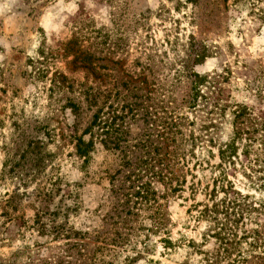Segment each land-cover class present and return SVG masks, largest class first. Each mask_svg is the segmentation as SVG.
<instances>
[{
	"label": "rangeland",
	"instance_id": "374dc122",
	"mask_svg": "<svg viewBox=\"0 0 264 264\" xmlns=\"http://www.w3.org/2000/svg\"><path fill=\"white\" fill-rule=\"evenodd\" d=\"M261 138L264 0H0V264H264Z\"/></svg>",
	"mask_w": 264,
	"mask_h": 264
},
{
	"label": "trees",
	"instance_id": "16d2710c",
	"mask_svg": "<svg viewBox=\"0 0 264 264\" xmlns=\"http://www.w3.org/2000/svg\"><path fill=\"white\" fill-rule=\"evenodd\" d=\"M235 1L236 2H239L240 0H235ZM204 81H206L205 76H197V82H196L197 85L204 83ZM197 95H199L198 94V89H197V92L195 93V97ZM194 98H192V100ZM70 105L74 109H76L75 108L76 107L75 104H70ZM232 113H234V115H235L236 118L240 115L239 114L240 111H238V110L237 111L236 110H233ZM97 119H98V114L95 113L93 115V117H92V120H91L90 124L84 130V133L83 134H89V136H90V138L87 141H85L83 139V137H81V136L79 138H77V142H76V146H75L76 147V152L84 160H86L89 157L90 152L92 151L93 146H94V137H95V134H94L93 128H94V126L97 125ZM241 133L242 132H240L239 129L236 127L233 136H231V138H229V140L227 142H225L223 144V146H221V147L218 148L217 156H218V158L220 160V163H223V164H226V163L231 164L232 163L233 164V158H236L237 157L236 140H240L241 139V136H240ZM188 140H189L190 147H193L196 144V140H198V137H194L193 134H190ZM251 140H252L251 138H248V141L249 142ZM259 144H262L263 148L261 150L264 151V138H261V143H259ZM242 147H244V148L242 149L241 154L243 156L247 157L249 155V153H250L249 152V149H248L249 145H245V146L243 145ZM177 154H179V156L181 157V156H183L185 154V152L183 150H181ZM260 155L263 156V158L262 159L255 158L254 159V163H256L261 168L262 165L264 164V153L263 154H260V153L257 154V157H259ZM224 201L225 200L220 201V203H218V202L213 203L212 204V207H211L212 212H214V213H220L221 212V213H223V215H224V217L226 218L227 221H230L231 220L232 223H237L239 221L240 215L242 214V210H240L241 214H239L240 212L238 211L239 210L238 205H234V202L236 201L235 199H233L230 202V203L233 204V206H230L229 203L226 204ZM231 215L234 216V217H235V215H238V218L230 219L229 217ZM221 225H223V223ZM220 238H221V240L223 239L222 237H220ZM258 239H262L263 242H264V236L262 238L257 237L255 241H259ZM166 241H167V243H169L168 240H166ZM261 252L263 253L264 250H262ZM262 255L263 254L258 253V256H262Z\"/></svg>",
	"mask_w": 264,
	"mask_h": 264
}]
</instances>
